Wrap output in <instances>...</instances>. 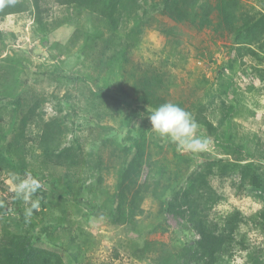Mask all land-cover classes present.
I'll use <instances>...</instances> for the list:
<instances>
[{"label": "rangeland", "instance_id": "rangeland-1", "mask_svg": "<svg viewBox=\"0 0 264 264\" xmlns=\"http://www.w3.org/2000/svg\"><path fill=\"white\" fill-rule=\"evenodd\" d=\"M159 1L139 2L148 14L138 6L126 10L122 33L135 27L137 13L144 23L136 28L139 45L111 78L110 65L99 62L112 55L100 54L110 36L100 19L58 0L13 1L26 9L0 21V133L15 160L14 168L0 169L1 240L3 217L12 225L24 219L25 229L37 227L38 247L62 245L56 250L64 264H161L164 253L184 255L185 264H206L200 254L192 258L185 251L199 239L194 213L216 233L238 214L239 230L219 264H264V39L236 43L222 13L228 6L238 25L243 18L254 21L264 14V0H197L194 22L155 10ZM176 1L192 12L193 0ZM204 14L209 24L200 25ZM96 29H104L102 37L82 56L86 34ZM140 66L164 72L166 88L159 97L186 111L203 107L208 113L215 105L226 111L233 104L235 143L247 146L227 149L200 125L197 135L208 143L198 152L179 151L162 139L151 130L153 108L135 102L137 86L143 91ZM50 122L61 124L63 132L53 145L55 154L46 156L40 142L43 125ZM131 142L139 144L143 165L126 182L129 190L120 205L133 207L134 215L123 222L113 212L124 190L117 185ZM64 152L73 163L65 161L67 154L58 157ZM29 175L41 187L27 200L17 198L16 178ZM33 200L39 208L29 216ZM170 202L186 213L166 212ZM71 238L84 244L77 260L69 254L79 250L67 248Z\"/></svg>", "mask_w": 264, "mask_h": 264}, {"label": "trees", "instance_id": "trees-1", "mask_svg": "<svg viewBox=\"0 0 264 264\" xmlns=\"http://www.w3.org/2000/svg\"><path fill=\"white\" fill-rule=\"evenodd\" d=\"M14 1V0H13ZM12 0H0V21L5 19L6 16L12 15L15 13H19L22 9L25 8L22 4L13 3ZM139 2L141 0H58V3L64 6L74 7L75 12H79V14L89 13L100 19L101 27L108 29L110 36L105 39V43L107 45L106 51L101 50L100 54L105 55L108 52H111L112 55L109 57L107 61L100 60L101 64L110 65V71L108 73L111 78L115 73L114 68H120L124 62L128 60V55L131 47H137L139 45L138 42V34L139 27L144 23V16L141 13H137L134 15L135 27L130 30L128 33H122L121 27L124 23V15L127 12L128 8L138 6L139 11L145 14H148L149 11L147 9H140ZM192 12H188L185 7L179 5L176 0H160L156 5H154L155 10L166 12L167 15L174 17L177 21H183L184 19H188L189 21L194 22V18L192 15L196 14V10L194 9V4H196L197 0H193ZM144 5V4H143ZM24 7V8H23ZM26 9V8H25ZM223 19L226 23V29L232 33L234 41L238 44L252 45L256 43H261L264 39V14H261L258 19L253 21V18L247 17L243 18L241 23L234 22V15L231 13L230 8L228 6H224L222 8ZM130 14V12H128ZM41 16L38 14L36 17L37 22H41ZM193 18V19H191ZM191 19V20H190ZM207 15L204 14L203 17L200 18V25H206L208 23ZM42 25L44 31H46V27ZM104 29H96L95 32L91 34H86L85 36V45L81 48V55H85V51L89 48V45H94V40L101 38L103 35ZM4 40V32L0 28V43ZM103 48V46H102ZM264 49V44L261 46ZM252 52V51H251ZM253 54L255 52L253 51ZM80 55V56H81ZM142 67L140 66V69ZM141 69L143 73H141V81L140 86L143 91L137 86V98L135 100L138 104L150 105L151 108H155L160 104L166 103L165 99H161L159 97L158 92L164 88H166V74L164 72H158L152 68ZM150 70L153 71L150 73ZM85 80V79H84ZM106 81V80H105ZM169 82V85H173V82ZM227 93L231 87H233L232 83L226 85ZM181 107V104H178ZM213 106V103H211ZM222 107L225 109L226 104L222 102ZM235 106L231 104L224 111L221 107H215L207 113L208 108L199 107L194 112L193 110H187L192 113L198 125L203 127L208 134L214 135L217 140H221L226 143L227 149H232L236 146L246 147L245 144H236L235 143V135L233 134L231 129V125L233 122V111ZM216 108L221 110V117H218V113L215 112ZM218 122L215 125V122ZM63 132L62 126L59 123L54 124V122L45 123L43 125V132L41 134V142L40 147L44 152L47 153L46 156H53L57 151V148H54L55 141L60 137ZM6 140V134L0 133V169L6 168H14V156L11 154L12 149L9 145L3 144V141ZM130 148L128 151L131 153L130 156L126 155L124 157V163L120 170V180L117 185L118 188L124 189L117 196L118 206L116 211L113 212V215L116 216L117 213L121 214L120 217L123 218V222L127 220H132L134 212L132 211L133 207L130 210H122L121 202L124 198H126V193L129 190V184L127 181H132L133 176H137L142 172L141 168L143 165V159H141L142 154L137 151L139 148V144L136 142H131ZM132 147V148H131ZM64 154H59L58 157L64 158ZM47 158L50 162L54 163V159ZM65 161H69L73 163V158L71 155H65ZM59 162V161H58ZM131 162V163H130ZM86 162L84 161L83 164ZM71 192L76 191L77 189L68 188ZM81 188L78 193H80ZM177 202H170L166 208V212L172 213L175 215H184L186 213L185 210L177 211V208H180ZM0 208L5 209L1 204ZM5 213V212H4ZM196 216L192 219V224L196 227L199 235L198 240H194L189 242L186 245V253H190L192 258H197L198 254L202 258L206 260V264H219L220 259L228 252V248L232 245L233 237L239 230L240 220L239 215H234L231 218H228L225 222L223 231L220 233H216L213 230L207 228V226L203 225L201 222V218L198 217V214L194 213ZM12 220V219H11ZM10 218L3 217L2 218V240L0 239V264H64L59 251L56 248L61 247L62 245L56 244L51 248H41L36 245L41 239L36 232L37 227L35 225L29 226V228L25 229L24 226L25 220L22 219V224L20 222H16L12 220L13 225L9 223ZM21 221V220H20ZM65 222V219H62V223ZM10 225V226H9ZM13 228H12V227ZM42 231H45V228H42ZM58 241V240H57ZM84 242L86 240H83ZM56 243V242H55ZM82 245L77 242V239L71 238L67 248L70 249H78V252L73 254H69L70 257L74 260H77L79 256H81ZM184 255L181 256H169L166 253L162 255L161 264H185Z\"/></svg>", "mask_w": 264, "mask_h": 264}, {"label": "clouds", "instance_id": "clouds-1", "mask_svg": "<svg viewBox=\"0 0 264 264\" xmlns=\"http://www.w3.org/2000/svg\"><path fill=\"white\" fill-rule=\"evenodd\" d=\"M151 130L162 139L174 143L179 151L198 152L203 150L208 141L197 135L198 124L192 113L186 111L178 104L166 102L148 112ZM14 191L17 198L27 200L41 187L40 182L31 177L19 179ZM39 208V201L33 200L27 214L32 215L33 210Z\"/></svg>", "mask_w": 264, "mask_h": 264}]
</instances>
